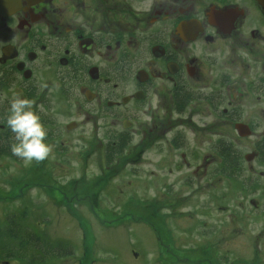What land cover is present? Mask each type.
<instances>
[{
	"label": "flooded vegetation",
	"instance_id": "1",
	"mask_svg": "<svg viewBox=\"0 0 264 264\" xmlns=\"http://www.w3.org/2000/svg\"><path fill=\"white\" fill-rule=\"evenodd\" d=\"M16 95L54 146L32 171L67 163L59 133H106L78 156L115 175L156 155V222L142 211L155 264H264V0H0V153L23 164L7 126ZM48 248L52 264L96 261L85 243L78 257Z\"/></svg>",
	"mask_w": 264,
	"mask_h": 264
},
{
	"label": "rangeland",
	"instance_id": "2",
	"mask_svg": "<svg viewBox=\"0 0 264 264\" xmlns=\"http://www.w3.org/2000/svg\"><path fill=\"white\" fill-rule=\"evenodd\" d=\"M72 115L70 112L64 120L76 117ZM59 134L65 142L62 146L69 153L67 163L61 166L32 171L8 155L0 156V247H4L0 248V264H30L34 258H41V264H52L61 254L51 255L48 247L74 248L72 253L66 250L63 255L78 257L83 243L93 246L94 252L87 259H95L94 264H155L156 238L149 227L150 220L142 217V211L153 210V214L148 215L156 222L152 215L158 206L152 199L162 186L152 181L148 183L144 176L155 169L152 162L156 155L147 154L150 159L140 161L137 169L129 165L115 175L105 170L106 160L101 159L100 154L86 157L83 166L78 156L81 146L90 140V145H101L98 140L106 133ZM139 139L140 136H136L135 140ZM55 159L54 151L53 161ZM119 204L122 207L115 209ZM24 206L28 212L20 219L12 218L13 214L19 215ZM95 209L99 210L98 216ZM135 219L139 221L129 222ZM140 220L146 222L145 225ZM132 224L136 226L128 227ZM173 225V220L163 224L165 228ZM26 228H30L33 235L29 236ZM36 239L42 247L38 254L33 252ZM24 241L27 245H22ZM75 251L78 256L74 255ZM101 256L105 259H100ZM72 263L69 260L68 264Z\"/></svg>",
	"mask_w": 264,
	"mask_h": 264
},
{
	"label": "clouds",
	"instance_id": "3",
	"mask_svg": "<svg viewBox=\"0 0 264 264\" xmlns=\"http://www.w3.org/2000/svg\"><path fill=\"white\" fill-rule=\"evenodd\" d=\"M33 108L34 101L16 95L10 102L7 117V126L14 133L16 141L11 146V152L25 166L54 156V146L46 142L48 130Z\"/></svg>",
	"mask_w": 264,
	"mask_h": 264
},
{
	"label": "trees",
	"instance_id": "4",
	"mask_svg": "<svg viewBox=\"0 0 264 264\" xmlns=\"http://www.w3.org/2000/svg\"><path fill=\"white\" fill-rule=\"evenodd\" d=\"M2 154H3V153H2ZM2 154L0 153V156H1ZM108 163L114 165V164H115V161H114V159H109V160H108ZM152 211H153V210H152ZM20 212H21V213H19V215H17V216H16V214H13V217H12V218L20 219V217H23L24 214L27 213V210H26V208L23 207V208L20 210ZM155 212H156V211H155ZM155 212H154V214H157V213H155ZM8 218H10V217L8 216ZM12 218H11V219H12ZM12 223H13V221H12ZM13 226L15 227V224H13ZM26 229H27L26 233H27L29 236L33 235V234L31 233V229H30V228H26ZM12 237H16V236H12ZM22 245H27V242H26V241L22 242ZM0 248L4 249V247H0Z\"/></svg>",
	"mask_w": 264,
	"mask_h": 264
}]
</instances>
